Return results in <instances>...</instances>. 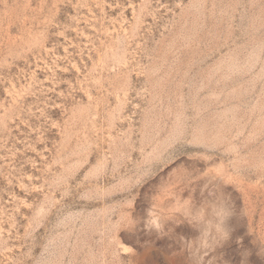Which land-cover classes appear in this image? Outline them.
Listing matches in <instances>:
<instances>
[{
  "label": "rangeland",
  "instance_id": "374dc122",
  "mask_svg": "<svg viewBox=\"0 0 264 264\" xmlns=\"http://www.w3.org/2000/svg\"><path fill=\"white\" fill-rule=\"evenodd\" d=\"M0 264H264V0H0Z\"/></svg>",
  "mask_w": 264,
  "mask_h": 264
}]
</instances>
